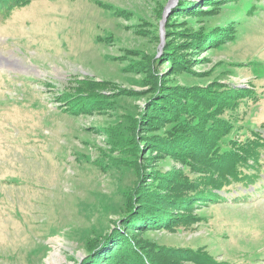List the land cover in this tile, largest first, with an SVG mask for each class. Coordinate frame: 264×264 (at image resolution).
Listing matches in <instances>:
<instances>
[{"label": "rangeland", "instance_id": "obj_1", "mask_svg": "<svg viewBox=\"0 0 264 264\" xmlns=\"http://www.w3.org/2000/svg\"><path fill=\"white\" fill-rule=\"evenodd\" d=\"M150 70L161 85L251 88L233 115L244 128L229 136L264 139V0H31L0 16V264H74L118 223L137 181L122 148ZM254 151L256 188L229 185L254 197L198 204L192 221L137 239L212 264H264V145Z\"/></svg>", "mask_w": 264, "mask_h": 264}, {"label": "trees", "instance_id": "obj_2", "mask_svg": "<svg viewBox=\"0 0 264 264\" xmlns=\"http://www.w3.org/2000/svg\"><path fill=\"white\" fill-rule=\"evenodd\" d=\"M29 1L0 0V16H8L12 8ZM159 80L157 74L151 78L150 97L138 111L129 132L130 142L122 148L128 157L125 158L132 163L129 168L137 176V181L127 190V208L115 221L118 225L87 241L85 250L89 251L102 238L101 244L80 264H173L178 257L188 259L195 255L201 256L196 263L212 264V259L200 252L186 253L179 248L149 244L137 237L147 230L182 226L192 221L195 217L190 211L198 204L229 199L247 202L254 197L248 189L229 190L231 183L255 189L254 182L262 173L254 149L263 146L264 139L254 131L249 142L229 136L232 132L238 135L236 130L244 128L233 115L237 104L254 96L251 88L231 84L219 85L224 88L161 85ZM145 148L149 157L140 154ZM154 158L175 160L198 176L188 179L176 167L170 173H160L150 166L155 165ZM245 159L256 160L257 171L245 169ZM145 171L150 174L141 183Z\"/></svg>", "mask_w": 264, "mask_h": 264}, {"label": "water", "instance_id": "obj_3", "mask_svg": "<svg viewBox=\"0 0 264 264\" xmlns=\"http://www.w3.org/2000/svg\"><path fill=\"white\" fill-rule=\"evenodd\" d=\"M101 242H102V238H100V240H98V242L89 251L84 250V252L80 253L79 256L76 258V260L74 261V264H80V262L86 257V255L91 251H94L101 244Z\"/></svg>", "mask_w": 264, "mask_h": 264}, {"label": "bare ground", "instance_id": "obj_4", "mask_svg": "<svg viewBox=\"0 0 264 264\" xmlns=\"http://www.w3.org/2000/svg\"><path fill=\"white\" fill-rule=\"evenodd\" d=\"M59 259V257H57ZM54 255H50L49 258H47V263L46 264H57L58 259Z\"/></svg>", "mask_w": 264, "mask_h": 264}]
</instances>
